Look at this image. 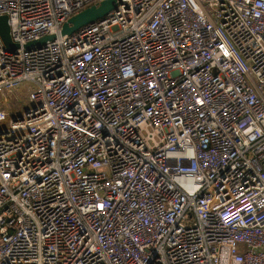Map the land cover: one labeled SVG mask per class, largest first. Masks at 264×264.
<instances>
[{"label": "built area", "instance_id": "1", "mask_svg": "<svg viewBox=\"0 0 264 264\" xmlns=\"http://www.w3.org/2000/svg\"><path fill=\"white\" fill-rule=\"evenodd\" d=\"M102 1L0 0V264H264V0Z\"/></svg>", "mask_w": 264, "mask_h": 264}, {"label": "water", "instance_id": "2", "mask_svg": "<svg viewBox=\"0 0 264 264\" xmlns=\"http://www.w3.org/2000/svg\"><path fill=\"white\" fill-rule=\"evenodd\" d=\"M116 2L117 0H104L98 6H91L76 13L61 26L60 35L69 36L76 30L100 20L116 8ZM54 37L55 35L45 36L38 41L25 45L24 48L28 49L33 45L39 46ZM0 40L7 50H13L17 47L10 39L6 16H0Z\"/></svg>", "mask_w": 264, "mask_h": 264}, {"label": "rangeland", "instance_id": "3", "mask_svg": "<svg viewBox=\"0 0 264 264\" xmlns=\"http://www.w3.org/2000/svg\"><path fill=\"white\" fill-rule=\"evenodd\" d=\"M246 246L241 243H235L229 248V254L231 258V264H234L240 256L245 253Z\"/></svg>", "mask_w": 264, "mask_h": 264}]
</instances>
